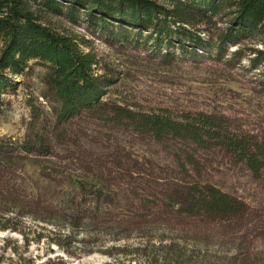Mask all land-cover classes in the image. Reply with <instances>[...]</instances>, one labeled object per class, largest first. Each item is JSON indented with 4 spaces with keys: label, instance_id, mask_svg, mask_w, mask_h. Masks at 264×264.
I'll use <instances>...</instances> for the list:
<instances>
[{
    "label": "trees",
    "instance_id": "16d2710c",
    "mask_svg": "<svg viewBox=\"0 0 264 264\" xmlns=\"http://www.w3.org/2000/svg\"><path fill=\"white\" fill-rule=\"evenodd\" d=\"M79 18L108 44L142 38L161 63L180 54L262 66L254 89L264 95V0H0V122L17 76L44 66L40 92H28L24 135L0 134V212L119 238L137 232L157 239L158 264H264V128L240 129L217 111L177 118L106 97L120 70L73 29ZM138 144L164 161L139 155ZM27 161L40 165L55 197L26 185ZM240 175L254 186L251 202L228 183ZM12 218L0 228L21 231ZM54 242L70 250L67 236ZM211 243L225 249L201 253Z\"/></svg>",
    "mask_w": 264,
    "mask_h": 264
},
{
    "label": "rangeland",
    "instance_id": "374dc122",
    "mask_svg": "<svg viewBox=\"0 0 264 264\" xmlns=\"http://www.w3.org/2000/svg\"><path fill=\"white\" fill-rule=\"evenodd\" d=\"M86 27V22L79 18L73 29L92 39L101 60L112 61L120 70L117 84L107 90L106 97L145 110L164 111L177 118L197 110L217 111L231 117L240 129L258 131L264 128V104L261 102H264V95L254 89L262 83L259 72L263 70L262 66L245 68L225 65L223 61L208 56L180 54H176L171 63H161L160 55L152 52L151 44L132 33L118 43L108 44L101 37L105 34L98 30L92 34ZM233 48L235 46L230 49ZM242 63L247 64L248 60L244 59ZM43 71L44 66L35 64L31 73L17 76L18 84L6 95L9 105L0 122V134L24 135L30 117L28 92H40ZM229 88L235 92L226 94L225 90ZM136 150L139 155L164 161L163 153L152 152L145 145L138 144ZM24 169L29 188L38 189L46 197L56 196L55 185L41 177L40 165L27 161ZM230 182L251 202L248 192L254 190V186L247 177L240 175ZM1 216L13 217L10 224L18 225L21 231L0 228V264H158L154 260L158 252L157 239L149 241L147 236H140L137 232L119 238L122 234L116 232L74 229L59 218L48 222L14 212L5 215L0 212V219ZM156 233L161 230L152 235ZM167 234L174 237L172 231L166 230ZM66 236L70 250L54 242ZM199 248L201 253L215 254L225 249L212 243L201 244Z\"/></svg>",
    "mask_w": 264,
    "mask_h": 264
}]
</instances>
